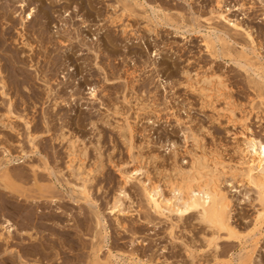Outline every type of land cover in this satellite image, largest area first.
<instances>
[{"label":"rangeland","instance_id":"rangeland-1","mask_svg":"<svg viewBox=\"0 0 264 264\" xmlns=\"http://www.w3.org/2000/svg\"><path fill=\"white\" fill-rule=\"evenodd\" d=\"M15 1V6L13 5L12 8H18L19 3ZM43 1L45 7L51 6L53 8L55 17L54 22L49 25L47 37H52V40L57 44L53 47L51 44L47 46L48 48H54L55 52L57 51L56 54L60 56L62 65L60 62L59 68L53 70L54 73L50 70V65H48V53L50 49L46 51L45 47L41 46L42 43H40L37 34L31 31L30 26H28L26 34L27 38L35 45L36 51H29L28 47L19 43L20 41H8L10 48L19 51L21 56H24L23 58L27 64L22 66L25 68L27 76L31 78L30 85H35L34 90L36 92L33 90L25 91L30 94L26 104H23L20 98L22 97L21 94L18 95L15 91H13L14 93L12 92L13 96L15 95L14 100L16 101L15 115H12V121L14 120L13 122L18 123L16 126L19 128V133H11L8 129H1L4 134L0 138V157H2L0 159H5L2 153L4 146L9 147L14 156L18 157L22 156L21 145H24L26 150L30 152L31 145L29 144L26 132L28 130L24 126L25 124L23 125L25 121L21 118L19 119L18 116L25 114H29L31 118L33 116L35 121L32 124V129L37 135L40 134L37 143L41 147L39 149L42 155L45 156L47 154L51 161L55 155L58 158L60 157V162L57 164L60 167L58 166L57 169L64 170L63 173L66 176L61 173L58 174L60 183L57 182L59 191H56L58 196L61 193L59 197L64 196V202L70 205H66L68 210L75 215L73 216L74 218L70 216L71 222L76 224L83 220L95 226L93 214L90 212L92 208L84 201L75 203L67 198L72 192L71 187L66 184L69 177V170L65 168L68 152L65 141L62 143L61 140L56 141L54 139L62 131V125H65L64 132L80 138L82 141L79 142L80 147H83L82 144L88 146L89 157L87 158L88 162L86 161L88 167H91V165V168L96 167L99 155H101L102 161L105 164L103 172L95 173L94 181L90 187H92V195L98 201L102 212H104V216L109 221L112 235L110 244H112L111 247H113L114 252L119 253L120 251L121 254L125 255L126 259L142 257L143 259L147 258L150 260L152 257L157 264H166V262L167 264H193L185 251L188 248L187 246H189L192 250L196 251V262L198 264H214L215 260H213L212 250L203 240V234L205 232L209 233V230H207L205 224H200L197 221V214L192 213L184 216L179 222H175L178 221L176 215H173L171 222V220L165 217L154 214L142 192L140 180L144 181L151 178L152 183L156 184L157 182V184L159 183L162 187H165V192L169 195V182L177 174L179 167L182 166L181 168H184V170L190 168V152H195L193 138L191 137L197 133V135H201V139L203 138V142H201V145L203 143L202 146L205 145V148H209H207L209 152L213 151L219 154L221 156H219L220 159L234 166H239L238 161H241L242 157L240 153H242L241 150L245 147L243 143L245 136L240 135V133L244 131L247 134H251V132L248 133L245 130L247 123L253 129L254 136L264 140V119H262L264 118V106L261 105V100L257 98L259 94L258 87L254 86L256 83L253 82L255 79L257 81L259 77L256 74L254 75L252 71L243 72L245 70L231 61L229 57H221L222 59L220 57H212L206 47L205 35L206 33L209 35V32L212 31L209 30V27L217 24L220 26L224 25L223 23H219L217 19L208 21L211 17L210 8H212L216 0H89L84 5L85 7L81 6V0ZM241 1L226 0L224 9L228 6L226 10H229L231 7L233 8V4L238 7L240 3H250L253 0H249L250 2L248 0ZM31 4L32 7L36 6V10L41 7V1L33 0ZM31 4L26 8V12L29 11ZM248 6L249 4L244 6V8H231L230 12H226H228L229 16L231 15L232 19L241 22L245 20L244 23L247 22L246 24H250L255 30H258V46L260 45L259 47L262 49V58L259 61L264 63V20L262 15L264 10L262 11V7L258 5L257 10L251 9L250 11L247 9ZM19 12L21 11L19 10ZM36 15L34 20H40V13L37 12ZM113 16H122V18L117 24H111L109 17ZM248 18L250 19L248 20ZM16 19L20 20V18ZM126 25L129 26L127 29L128 33L123 34L122 28ZM225 25V28L231 29V27H227V24ZM21 27L22 25H18L20 30H22ZM77 30H81L80 32L83 34L80 39L91 46V48L89 47L91 50L87 47L88 45H83L78 40H75L74 44L75 46L77 45V49L75 48L74 54H70V58L68 55L72 52L70 49H73V46H70V42L66 38V32L72 31V33L76 34ZM13 33L18 38L15 29ZM107 35H111L116 41V48H109L110 51L114 52L115 50L116 54L109 55V52L105 50L104 43L107 40ZM210 35L215 37L213 32H210ZM238 35L234 36L237 38V44L230 41L233 52L237 54L240 50L242 51V45L246 43V45L248 44L246 51L251 57H254V54H251L253 50L252 45H250L251 43H248L249 41L243 33H241L242 36ZM46 41L49 40L46 39ZM209 68L210 72H218L221 76L224 74L222 76L224 79L226 77L225 81L229 85V88H226L224 92L226 91L228 95L224 96L225 99L218 101L217 106L220 109L226 110L228 108L226 104L229 101L228 99L235 97V99L229 101L231 103L229 106L234 107L235 116L237 114L236 118H239L237 123L229 122L228 111L222 112L223 117H219L216 114L217 112L211 108H204L201 95L196 91L192 92V89L187 86L188 80L185 74H183L185 69L191 75H195V73L202 75L206 71L209 72ZM205 69L206 71H204ZM44 74L45 76H43ZM104 77L109 78V81L105 80ZM43 78H46V80L51 79V81L48 84ZM258 81H261V79ZM50 87L53 88V97H55V93L63 89L62 96L68 103L64 102L61 106L54 109L53 97L50 98L48 96ZM90 87L97 88V93H99L98 98H93L90 95ZM1 95L0 117L8 109V97ZM125 97L128 98V101L125 100ZM224 100L228 101L225 103ZM103 102H105V105ZM115 104L119 106L120 112L118 113L113 111ZM248 111L250 114H248ZM54 114H56V117H54ZM47 115L50 117L53 115L57 120L49 123V126H47L44 123L45 117H49ZM79 115H86L88 117L91 115L94 119L100 120L98 121L100 122L98 123L99 129L93 128L89 124L90 121L88 119L83 120L79 124L75 121V119L78 120ZM63 116L66 117V120H64L66 123L58 120ZM246 117L248 118L247 121ZM127 118L135 128L133 149H130L128 135L124 133L126 130L120 132L115 128L117 124L126 125L125 119ZM106 119H109V122L113 125L103 124V120ZM58 121L59 123H57ZM99 132H101V137L98 135ZM8 136H10L11 140L7 139L9 138ZM98 140H100L99 143ZM41 153L31 154L30 152V157L23 158L25 160L24 163L19 164L17 162L19 165L16 163L12 168H16V170H21L20 167L22 169L25 167L26 169L30 168L31 161L35 160L39 162L41 160ZM23 159H21V162ZM140 161H142L141 164L146 170L144 169L141 176H139L140 180H133L126 184L129 196L125 199V203H127L126 207L130 212L127 215L120 216L124 224H126V229L118 228L116 224L117 215L109 213L110 210H108V204L118 194L119 187L124 184L121 172L118 169L120 168L121 171L132 170L140 164ZM233 162L238 164H234ZM52 164H54L53 161ZM239 167L244 166L240 165ZM41 177L42 179L44 177V180H40V185H52V181L46 180L45 176ZM225 177L224 180L222 179L224 181L222 187L234 202L233 222L240 234L244 236V239H226L225 237L220 239L219 243L222 249H224V253L220 255V261L236 264L239 253L244 252H241V249L246 245L249 250L252 247L251 237H247V239L245 236L254 230L259 202L256 199V189L246 184V181H244L245 183L241 181L240 176L238 177L240 182L238 178L232 180L230 174H227ZM53 182H55V179ZM146 183H149V181L147 180ZM17 184L21 185V190L28 193H30L29 190L34 188L33 190L35 191L32 193V190L31 194L36 193L34 195H38L36 198L41 195V193H38L39 190H36L34 183L20 182ZM50 194L46 193L48 196H51ZM76 195L74 194V196ZM24 197L21 196L20 199H25ZM49 198H43L42 200H49ZM77 198L79 199V197ZM11 215L13 214H10L9 218L15 221L13 219L15 217ZM0 218L2 217L0 216ZM174 223H178L176 229L174 228L176 237L172 235L171 238L169 228ZM68 224L70 223L68 222ZM76 229L81 232L79 227ZM93 231L91 229L89 231V228L87 230L84 228L82 233H80L87 244L92 239ZM259 239L257 251L252 252L253 264H264V233ZM77 249V251H70V254L74 256L79 255L80 260L78 258V263L82 261L83 255L89 254L90 251L86 253V250L88 251L90 247L85 250L80 247ZM132 254L136 255L131 257ZM233 258L235 259L234 261Z\"/></svg>","mask_w":264,"mask_h":264},{"label":"bare ground","instance_id":"bare-ground-1","mask_svg":"<svg viewBox=\"0 0 264 264\" xmlns=\"http://www.w3.org/2000/svg\"><path fill=\"white\" fill-rule=\"evenodd\" d=\"M34 1H41V7H39V9L37 10H36V6L32 7L31 2H33V0H16L15 2L19 3L17 6L18 8L16 7L12 8V6L14 5V0H0V95L2 94L8 97L7 99L8 109L6 110L7 112H5V114L0 117V138L4 134L2 133L1 129H8L11 133H16V134L19 133V128L16 126L18 123L16 124L15 122H13L14 120L12 121V115L14 114V110L16 107V104H15L16 101L14 100L15 95L13 96V93H14L13 91H15V93L18 95L20 94L22 95V97L20 98L23 104H26L28 102L29 96H30V94L25 91H28V90L35 91L34 90L35 85H30L31 78L27 76L25 68H23L22 66V65L25 66L27 64L25 59L23 58L24 56L22 57L19 51L15 49L13 50L12 48H10V46H8V41L9 40H13L14 42L20 41L19 43H22L25 47H28L29 51H34V50L36 51V47H34L35 45L27 38V34H26L27 28L28 26H30L31 31H33L34 34L35 33L37 34L40 40V43H42L41 46L45 47L46 51L50 49L48 53L49 54V64L48 65H50L49 66L50 70H52L53 72V70H56L57 68H59V64L61 62L60 56L56 54L57 51L55 52V49L52 48L57 43H55L52 40L53 39L52 37H47V35L49 34V25L52 22H54V19H55L53 8L51 6L45 7L44 5L45 3L43 0H34ZM81 1H82L81 6L85 7L84 5H86L89 0H81ZM225 2L226 0H216L215 1V4L212 6V8H210L211 17L208 19V21L217 19L219 23H223L224 25L227 24V27L229 26L231 27V29L225 28L224 25L220 26L219 24L215 26H210L209 30H212L210 32H213L215 37L211 36L210 32H209V35L206 33L205 43L207 44V46L206 45L205 46L209 50L212 57H215V58L229 57L231 58V61H233L243 70H245L243 72L252 71V73L254 72L253 73L254 75L256 74V76L259 77L258 80L261 79V81H258V80L256 81V79L254 78L255 81L253 80V82L256 83L254 86L258 87L257 89H258L259 94L257 98L261 100L260 101L261 105L264 106V63L262 61L261 62L259 61L262 58V52H261L262 49L261 47H259L260 45L258 46V43H259L258 42L259 40H257V37L259 36L257 33L258 30H255L254 27L251 26L250 24H246L247 22L244 23L245 20L241 22V21L232 19L230 17L231 15L229 16L228 12L226 11L230 12V10L237 7V5L233 4V8L231 7L232 9L230 8L229 10H226L228 6L226 5L227 7L224 9ZM30 4H31V7L29 8V11L26 12V8L30 6ZM247 4H249L247 9L250 11L251 9L257 10L258 5L262 7L261 8L262 11L264 10V0H253L250 3H240L238 7L244 8V6H247ZM19 10L21 12H19ZM37 12H39L41 15L40 20H34V17L37 14ZM262 15H263V20H264V12L262 13ZM16 18H20V20L18 21ZM109 18L111 20L110 21L111 24H117L118 21L120 22L122 16H113ZM249 19L250 18H248V20ZM32 20H34V22H32ZM18 25H22L21 27L22 30L18 28ZM128 27L129 26L126 25L125 27L122 28L123 34L128 33L127 31ZM14 29L17 31L18 38L15 37L16 35H14L16 32L13 33ZM77 31L78 32H75L76 34L72 33V31L66 32V38L70 42V46H73V49H70L72 50V52L69 51L71 52L68 55V57L70 58H71L70 54H74L75 52L74 50L77 46V45L75 46L74 44L75 40L76 41L78 40L83 45H86V46L88 45L86 42L80 39L81 35L83 34L80 32L81 30L80 31L77 30ZM263 31H264V28H263ZM241 33L245 35L246 39L249 41L248 43H251L250 45H252L253 47L251 54H254V57L253 56L251 57L250 54L246 51L248 47L247 46L248 44L246 45V43L245 45L243 43L242 51L240 50V52L239 53L237 52V54L233 52V49H232L233 47L231 46V42L237 44L238 43L236 41L237 38L234 36H237L238 34L241 35ZM52 36L54 37V35ZM263 37H264V34H263ZM46 39L49 41H46ZM115 42H116L115 39L111 35L110 36L107 35V40H105L104 45H105V50L109 52V55L117 53L115 52V50L114 52L109 50L110 47H112L113 49L116 48ZM48 44L49 45L51 44L52 47L50 46L51 48H48L47 46ZM87 47L91 48V46L89 45ZM61 65H62V62H61ZM204 71H206V69ZM183 74H185L188 80L187 86H189L192 89V92L193 91L198 92L203 98L202 104L204 105V108L205 107L211 108L213 111L217 112L216 114L219 117H223V113L225 111H228L229 122L232 121V122L237 123L239 118H236L237 114L235 116L236 112H234V109H233L234 107L232 108V106L231 107L229 106V104L231 105L229 101L232 98L228 99L229 101L226 100L228 101L227 103L224 100L228 106L226 110L220 109L217 106V102L221 101V99H225L224 96L228 95L226 91L224 92L226 88H229V85L225 81L226 77L225 79L224 77H222L224 74L221 76L218 72H215V71L210 72V68H209V72L206 71L202 75L199 73H195V75H191V73L186 69ZM43 76H45V74ZM105 77L104 79L109 81V78H105ZM43 79L48 84L51 81L50 78H49L50 80L48 79L46 80V78H43ZM248 81H251V80H248ZM67 85H68V82H67ZM62 90L63 89L55 93L54 95L55 97H53L52 95L53 88L50 87V90L48 91V96L50 98L53 97L52 101L54 102V105H53L54 109H56L58 106H61L62 103L67 102L66 99H64L62 96V93H63ZM90 90H91L90 95L93 98L99 97V93H97L96 87L94 88L90 87ZM227 92H230V91H227ZM233 99H235V97ZM125 100L128 101V98L125 97ZM103 104L105 105V102H103ZM113 111L115 113L120 112L119 106L117 104H115ZM248 114H250L249 111H248ZM263 115H264V112H263ZM18 117L19 119L21 118L22 120L25 121L23 125L25 124L24 126H26V129L28 130L26 132L28 134L29 144L31 145L30 147L31 154L32 153L40 154L41 147L40 145H38L39 143H37L38 141L37 139H38V136H40V134L37 135V133H35L32 129V124L35 121V118H33L32 116L33 118L32 119L31 117H29V114L20 115ZM54 117H56V114H54ZM54 117L53 115H51V117L50 116L45 117L44 119L45 125L49 126V123L56 121L57 118H54ZM65 118L66 117L63 116L59 118L58 120L62 122L66 120ZM72 119L74 120V118ZM87 119L90 121L89 124H91L93 128L99 129L98 123L100 122L98 121L100 120L94 119L91 115L89 117L86 115H83V116L79 115L78 120L75 119V121L81 124L83 120H87ZM247 120L248 118L246 119V121ZM59 121L57 123H59ZM103 121H104L103 124L105 125L112 124L109 122V119H106ZM125 121H126V125L117 124L115 128H117L120 132L126 130V132L124 131V133H127L128 140L130 142L129 146L131 147L130 149H133L135 128L128 118L125 119ZM241 121L243 120L241 119ZM244 124L246 123L244 122ZM247 124L245 125L246 126L245 130H247L248 133L251 132V134H247L244 131L240 133V135L245 136V139L243 138L244 139L243 143L245 147H243L242 150L240 149L242 152L240 153L242 154V157L240 159L241 161H238L239 166L241 165L244 167L240 168L239 166L237 165L234 166L231 163L227 164L225 160L223 161V159H220L221 156L219 154L214 153L213 151L209 152L207 150L208 147L205 148L204 147L205 145L202 146L203 143L201 145V142H203L202 141L203 138L201 139L200 138L201 135L199 136L197 135L198 134L197 133L195 135H192L191 137L193 138L192 140L194 143L193 142L192 143L195 147L194 148L195 152L193 151L190 152V155H191L190 156L191 160L189 161L190 168L188 167L189 168V169L187 168L188 170H184V168H181L182 166L179 164L181 167H179L177 174L176 175L174 174L175 175L174 178L172 175L173 179H171L169 182L170 183L169 188H168L169 195L166 194L165 187H162L159 183L157 184V182L156 184L152 183L151 178L147 179L149 183H146L147 182L146 179L144 181L140 180L139 176H141V174L143 173L145 169V167L141 164L142 161H140V164L136 168H133L132 170L127 169V171L126 170L121 171L120 168L119 169L117 168L118 171L121 172V177L124 180V184L119 187V190L117 189L119 192L118 194L116 193L117 195H115L112 201L109 204L107 203L108 210H110L109 213L113 215H117L116 216L117 227L126 229V224H124V221H122L120 216L127 215L130 212V210H128V208L126 207L127 203H125V199L129 196V193H128L129 190H127L126 184L133 180H140L142 183L140 184L142 185V190H143L142 192L150 208L154 211V214H158L160 217H165L166 219L171 220V222H172L173 215L174 216L176 215V217L178 218V221H175V222H179L184 218V216L190 215L192 213H196L197 221L200 222V224H205L207 230H209V233L205 232L203 234V240L206 242L207 246H209L212 250L213 260H215L214 264H228L227 262L220 261V255L224 253L223 251L224 249H222L219 243V240L224 237L226 239L242 240L244 236L240 234L237 226L234 225V222H233V211L235 210L234 209L235 206H233L234 202L226 193L227 191L225 192V190L223 189L222 185L224 181H222V179L224 180L227 174L231 175L232 180H236L240 176L241 181L243 182L246 181V184H249L252 188L254 187L256 189L257 191L256 199L259 202V208L258 209L256 208L257 215L255 217L254 230L249 232V234L245 236L246 238L251 237L252 247L249 250L246 245L245 247L241 249L242 250L241 252L243 251L244 252L239 253V257L237 258L236 264H253L252 252L257 251L256 248H258V244L260 241L259 238L264 233V140L260 137L258 138L254 136L255 133L253 132V129H251L250 126H248ZM64 127L65 125L64 126L62 125V131L60 130L61 134L59 133V136L57 134V137H55L54 139L56 141L61 140L62 143H64L65 141L66 150L68 152L67 154L68 160H67V165L65 164L66 165L65 168L69 170V177H68L69 179L67 178L66 184L67 186L71 187L72 192L70 191L71 193L70 192H69L70 194L68 193L69 195L67 196V198L70 201H74L75 203L84 201L87 205H89L92 208L91 209L92 211L90 212L91 214H93L95 226L92 225V223L90 225L89 222H86L83 220H81V222L80 221L77 222L78 225L77 223L73 224L71 222L72 219L70 218V216L74 218L73 216L75 215L74 213L70 212V210H68L66 205L70 206L69 203L67 204V202L66 203L64 202V198H63L64 196L59 197L61 193L59 196L57 195V191H59L58 183H60L58 174L60 173L64 174L63 173L64 170L62 171V169L60 170L57 169L59 166L57 164H59L60 162L59 160L60 157L58 158V156L54 154L56 157L54 156L52 160L54 164H52L50 157L47 154L44 156L41 153L42 155L41 160H40L41 162L40 161L36 162L35 160H33L30 162L31 164H30V168H28L29 170L26 169V167L23 169L20 167L21 170H18V169L16 170V168H12V166L16 164L17 162L19 164L24 163L25 162L24 159L27 157H30L29 155L30 152L26 150L24 145L20 144L22 156L18 157V156H14L12 150L9 147L4 146L2 153L4 154L5 159L4 158L0 159V216L2 217L0 218V264H157L155 263V259H152V257L150 260H148L147 258L143 259L142 257L141 258L134 257L133 259L132 258L126 259L125 255L123 253L121 254L119 250H118L119 253L113 251L112 249L113 247H111L112 244H110L112 235H111L109 221L104 216L103 214L104 212H102V209L100 205L98 204V201L92 195V192H91L92 187H90L91 183H93L94 181L95 173L103 172V168L105 164L102 161L101 155H99L98 162H97L98 164L94 162L95 164H97L95 165L96 167L91 168L92 165L91 167H88L86 164V161L88 162L87 158L89 157L88 156L89 151L87 149L88 146L86 144H85L86 146L82 144L83 147H80V144H79V142L81 141L80 138L76 136H72L70 134L68 135V133L64 132L63 130ZM98 135L99 137H101V132H99ZM8 137L9 138L7 139H10V136ZM99 142L100 140H98V143ZM21 159H23L22 162H21ZM234 164H238V163H234ZM41 176H45L46 180L52 181V185L50 184L48 186L47 185L42 186V184L40 185L39 183L41 182L40 180H44V177L42 179ZM64 176H66V174H64ZM54 179H55V182H53ZM238 181H239V178H238ZM20 182L34 183L36 186V190H39L38 193H41V195L39 194L40 196L38 198H36L38 195L34 196L36 195V193L32 195L31 191L34 188H32L31 190L28 189L30 193H28L27 191H26L27 193L24 192L23 190H21V185L17 184ZM22 188L25 189V187L23 186ZM34 191L35 190H33L32 193H34ZM48 192L51 193L50 194L51 196L46 195V193L49 194ZM72 193H74L75 195L78 193V195L74 196V194ZM21 196L22 197L25 196L24 197L25 199H20ZM77 197H79V199ZM43 198H47V199L49 198V200L47 199L42 200ZM10 214H13L11 216L15 217L13 218L15 219V221L9 218ZM68 222L70 224H68ZM177 225L178 223H174V225L172 224L170 225L169 232H170L171 238H172V235L176 237L174 233V228L176 229ZM77 227L81 229V232L76 229ZM84 228L86 230L87 228H89V231L90 229L94 230L92 234V239L90 243L88 242V244L86 243V241H84L82 234H80L82 233ZM76 247L77 248L80 247L81 249H84V250L90 247L88 251L86 250V253L90 251L89 254L85 256L83 255V258L81 259L82 261H79L78 263H77L78 258L80 260L79 255L74 256L70 254L72 251H75L77 249ZM187 247L188 248L185 250L187 257L191 260V262H193V264H198L196 262V259H197L196 251L192 250V248L189 246ZM134 255L136 254H132L131 257H133ZM234 260L235 259L233 258V261Z\"/></svg>","mask_w":264,"mask_h":264}]
</instances>
